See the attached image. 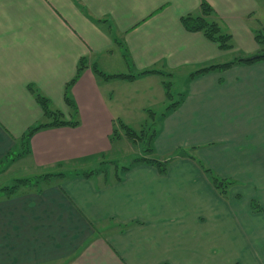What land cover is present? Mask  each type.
Listing matches in <instances>:
<instances>
[{"label": "crops", "instance_id": "obj_1", "mask_svg": "<svg viewBox=\"0 0 264 264\" xmlns=\"http://www.w3.org/2000/svg\"><path fill=\"white\" fill-rule=\"evenodd\" d=\"M262 1L0 0L1 187L66 175L0 195V264H264V245L246 224L264 217L252 210L254 201L264 209V61L187 76L263 51L253 25ZM202 2L232 50L183 26V16H203ZM94 67L136 77L103 79ZM153 69L172 73L186 92L164 117L166 77L137 76ZM31 87L53 109L66 106L64 120L72 119L69 88L79 125L39 129L21 146L31 128L51 121ZM117 120L134 129L156 122L153 157L169 161L165 174L119 165L122 151L141 149L123 134L111 139ZM198 161L235 182L228 197ZM99 167L106 177L78 174Z\"/></svg>", "mask_w": 264, "mask_h": 264}, {"label": "trees", "instance_id": "obj_2", "mask_svg": "<svg viewBox=\"0 0 264 264\" xmlns=\"http://www.w3.org/2000/svg\"><path fill=\"white\" fill-rule=\"evenodd\" d=\"M202 8V14L203 16H183L181 21L183 26L185 27L186 30L190 32H203L207 38H209L211 41L215 42L221 50L224 51H230L233 49L232 43H231V37L229 34H226L221 26L213 20H208L207 16L209 14L213 13V8L206 2H202L201 4ZM256 41L258 44L264 45V33L263 32H257L256 34ZM125 57L127 59L128 55L125 54ZM128 60V59H127ZM259 61H264V50L260 51L256 55L252 56H246V57H237L231 61L225 62V63H213L211 65L202 67L201 69L193 72L190 75V79L193 80L199 76H203L206 74H209L211 72H220L227 70L229 68H232L237 65H252L254 63H257ZM86 63L85 61H81L78 73L75 76L74 80L72 81L71 85L79 78L82 70L85 68ZM95 73L100 76L103 79H111V78H123V79H129L132 80L136 76L135 75H118V76H108L104 72L100 71L98 68L94 67ZM147 74H160L166 78L167 80H163V86L165 89V95L167 98V105L165 108V112L162 113L160 116H166L167 114L173 112L181 103V100L178 101H173V98L175 97V92L173 91V82H172V73L168 72H163V71H157L155 69L153 70H147L144 71L139 75H147ZM70 85V86H71ZM69 86V87H70ZM31 91L35 94L36 99L38 103L40 104L44 115L49 118L51 121L49 123L45 124H40L37 125L33 128H31L27 134L24 135L23 140H21V146L26 147L28 143L30 142V138L33 136V134L38 131L39 129L46 128V127H77L79 125V120H78V107L76 103L73 101V99L69 96V88H66V93H65V103L66 105L71 109V114H72V119L71 120H64L63 119V113L61 111H55L52 108V102L49 98L46 96H43L39 92H37L36 89L31 87ZM179 94V93H178ZM186 96V92L180 93V97L184 100V97ZM149 114V117L152 120H156L157 114L153 111H147ZM124 135L133 145L141 149V155L137 157L136 159L133 160V163L130 165L132 166L133 164H148L152 166L158 167L160 172L162 174L166 173V168L169 164V161H161L155 157L154 155V149H153V141L156 138L157 135V127H156V122H147L143 125L141 129H134L130 126H127L124 124L121 120H117V123L114 124L113 128V133H112V140L118 139L121 137V135ZM10 161H13L17 156H15V153H10L9 157ZM191 156V155H187ZM6 160H8V158ZM194 158V157H193ZM116 163V162H115ZM114 162H111V164H115ZM198 163L201 165V167L205 170V172L210 176L213 185L215 186L216 190L221 194V195H226L228 186L234 185L235 182L232 180L228 179H223L220 176L216 175L213 170L207 168L205 166V163L198 161ZM104 163H102L103 165ZM117 164V163H116ZM101 165V166H102ZM117 167V165H116ZM129 167V166H128ZM125 167L121 168V171H126ZM99 173H104V176L106 177L108 175V170L107 168L99 167V169L95 170H90V171H83L80 174L82 177L90 179L93 176H96ZM75 174V175H78ZM44 177H37L34 179L31 178H20L15 180V184L8 187L4 186L0 188V195H5V196H11L15 194L19 188L23 186H28L30 183H33L35 187H38L42 181L45 182H51L55 180L56 178H61V177H66L65 174L63 173H58V174H46L43 175ZM36 179V182H35ZM107 180V179H106Z\"/></svg>", "mask_w": 264, "mask_h": 264}, {"label": "rangeland", "instance_id": "obj_3", "mask_svg": "<svg viewBox=\"0 0 264 264\" xmlns=\"http://www.w3.org/2000/svg\"><path fill=\"white\" fill-rule=\"evenodd\" d=\"M262 10H261V12L259 13V17H258V21H253V25L257 28V29H259V30H263L264 31V18L261 16V13L263 12V10H264V0L262 1ZM264 33V32H263ZM264 46V45H263ZM234 56H235V54H230V55H228L227 56V58H229V59H232V58H234ZM192 72H194V70L192 71V70H190V71H187V76L189 75H191L192 74ZM168 78H166V80H167ZM173 82H174V84L176 83V85H174V90H176V92H178V93H180V92H182V90L181 89H179L178 90V88H179V86L178 85H181V83H182V80H178V78L177 77H173L172 79H171ZM178 93H176L175 94V97H174V101H176L177 100V97L179 98L180 97V95H178ZM65 109H66V106H64V108L63 109H60L57 105L54 107V110L56 111H58V110H60V111H62V113H64V115H65V118H68V115H66V113H65ZM162 110H164V108L162 109ZM159 114H161V113H159ZM143 126H141V127H139L140 129L142 128ZM124 151H122V153H120L119 155H118V157H116V160H118V163H119V165L120 166H130L132 163H133V160L134 159H136L137 157H139L140 155H141V153H137L136 155H134V154H131L130 155V153H127V152H124ZM116 162V161H115ZM117 163V162H116ZM117 163V164H118ZM77 164H79V162H77ZM104 166H106V164H104ZM92 170V169H91ZM85 171H90V170H85ZM215 173V172H214ZM216 175H218L217 173H215ZM219 176V175H218ZM15 177H10V179H7V180H5V181H9V182H12V180H15L14 179ZM4 182V181H3ZM35 182H36V179H35ZM3 184H5V183H0V187L1 186H3ZM15 183L13 182L12 184H9V187L10 186H12V185H14ZM234 185H231V186H228L227 188H228V190H227V194L226 195H221L222 197H228L229 196V191H230V189H231V187H233ZM22 188V187H21ZM20 189V188H19ZM18 189V191L17 192H19L20 190ZM252 210H253V212H255V213H260V212H264L263 210V207L262 206H260L259 204H257V202L256 201H254L253 202V206H252ZM245 222V221H244ZM243 222V223H244ZM246 224L248 225V227H249V229H252V230H255V231H257L258 233H257V235H256V238L254 237V241H255V243L257 244V243H263V245H264V217H260V218H256V219H248V221H246ZM232 230H237L238 228H237V224L234 222V223H232V228H231ZM258 245V244H257Z\"/></svg>", "mask_w": 264, "mask_h": 264}]
</instances>
